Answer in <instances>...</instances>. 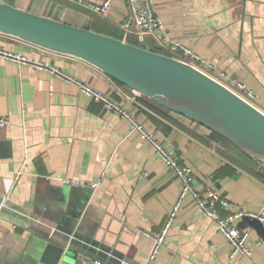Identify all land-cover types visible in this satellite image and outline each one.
I'll list each match as a JSON object with an SVG mask.
<instances>
[{"label": "crops", "instance_id": "0c3cea01", "mask_svg": "<svg viewBox=\"0 0 264 264\" xmlns=\"http://www.w3.org/2000/svg\"><path fill=\"white\" fill-rule=\"evenodd\" d=\"M7 1L105 34L130 36L132 43L139 44L132 29L126 33L122 27L131 20L127 0H114L105 14L85 5L102 0H83L84 4L77 0ZM151 2L168 39L203 56L213 66L211 76L222 83H246L255 93L251 102L264 112V0ZM145 42L155 46L151 50L169 53L153 36ZM0 45L54 63L122 103L163 145L192 166L199 190L216 187L228 198L230 206L220 208L223 213L264 206V176L234 161V157L240 159L238 152L212 137L208 128L75 56L4 34H0ZM0 115L8 119L0 127V195L8 193L16 207L111 248L135 264H264V237L250 226L243 228L249 232L252 256L236 253L229 260V241L214 219L198 212L189 196L182 201L159 252L148 259L152 240L141 230L158 232L177 198L180 178L151 144L131 130L125 117L80 92L77 84L0 57ZM261 169L257 165L255 171ZM38 231L49 233L3 210L0 264H34L40 256L34 241ZM53 235L68 240L64 234ZM72 245L91 264H96L95 258L103 260L100 264H117L87 246Z\"/></svg>", "mask_w": 264, "mask_h": 264}, {"label": "water", "instance_id": "95a60500", "mask_svg": "<svg viewBox=\"0 0 264 264\" xmlns=\"http://www.w3.org/2000/svg\"><path fill=\"white\" fill-rule=\"evenodd\" d=\"M0 34L80 58L155 103L219 134L264 169V112L210 74L162 52L0 0ZM147 39V37L145 38ZM264 237V223L243 216ZM34 264H91L79 247L47 231Z\"/></svg>", "mask_w": 264, "mask_h": 264}, {"label": "built area", "instance_id": "2783aa9c", "mask_svg": "<svg viewBox=\"0 0 264 264\" xmlns=\"http://www.w3.org/2000/svg\"><path fill=\"white\" fill-rule=\"evenodd\" d=\"M127 1L131 12V20L130 23H122V27L125 29L126 33H129L132 29L131 31L137 36L138 42L140 43H144L146 37L153 36L168 48L170 56L187 62L211 75L213 66L210 62H207L203 56L189 46H186L177 40L168 39L164 35V24L161 18L154 12L151 0ZM77 2L84 4L83 0H77ZM113 2L114 0H102L99 3L88 2L85 5L98 14H105L109 11ZM0 57L12 60L17 64H28L38 70L47 71L65 81L77 84L80 92L92 97L96 101H100L107 110L117 112L125 117L130 123L131 130L138 132L142 140L151 144L165 165L171 168L180 178L181 186L177 198L169 208L158 232L153 233L148 230H141L144 235L152 240V245L147 256L148 259L154 258L159 252L181 203L186 196L192 198L198 212L216 221L218 229L224 234L231 245L229 260H231L236 253H243L249 257L252 256L249 232L240 227L238 221L243 216H248L257 218L264 223V206L259 207L256 211L238 208L223 213L220 211V208L226 209L230 206L228 198H226V196L216 187L209 186L204 191L199 190L194 183V171L192 166L183 163L174 152H171L165 145H163L154 136L153 132L131 114L122 103L111 99L104 92L92 87L90 84L72 75L69 71L54 63L48 62L43 58H32L23 52L11 50L2 45H0ZM227 86L249 102L255 97L254 91L246 83L240 80H234L231 85ZM7 123L8 119L5 116L0 115V127L5 126ZM1 161L0 158V168ZM65 181L74 183V180L65 179ZM76 183H78V181H76ZM93 185H95V183H93ZM3 210H7L10 213L20 216L26 221V224L30 226L31 224H34L36 226L47 228L50 234H56V232L64 234L68 238L67 243L72 244V242H76L80 245L87 246L96 252L102 253L108 259H115L117 264H135L128 258L117 254L111 248H104L92 240L85 239L73 232H67L40 216L33 215L16 207L12 204L8 193L0 195V217ZM16 224V222L12 223L13 226H16ZM102 261L101 258L94 259V263L96 264H100ZM253 264L257 263L253 261Z\"/></svg>", "mask_w": 264, "mask_h": 264}, {"label": "trees", "instance_id": "16d2710c", "mask_svg": "<svg viewBox=\"0 0 264 264\" xmlns=\"http://www.w3.org/2000/svg\"><path fill=\"white\" fill-rule=\"evenodd\" d=\"M118 36L119 38L122 37V35H115ZM127 40L130 42H133V38H131L130 36H127ZM156 51H160L158 49H155ZM162 52V51H160ZM169 54V53H167ZM210 133L212 135V137H214L216 140L220 141L224 146H226L227 148H232L234 150H236L238 152V156L239 158H233L234 161H236L237 163H241L245 168H247L249 171L253 172L254 174H256L259 177H263L264 176V169H261L260 172L259 171H255V169L257 168V163L254 162V160L248 156L247 154H245L244 152H242L241 150H239L238 148H236L232 143H230L228 140H226L225 138H223L222 136H220L219 134L213 132L210 130Z\"/></svg>", "mask_w": 264, "mask_h": 264}, {"label": "rangeland", "instance_id": "374dc122", "mask_svg": "<svg viewBox=\"0 0 264 264\" xmlns=\"http://www.w3.org/2000/svg\"><path fill=\"white\" fill-rule=\"evenodd\" d=\"M135 42H137V41H135ZM139 44H140V42H139ZM142 46L145 47V48H150V49H154L155 48V46L152 45L150 42H145V43L142 44Z\"/></svg>", "mask_w": 264, "mask_h": 264}]
</instances>
